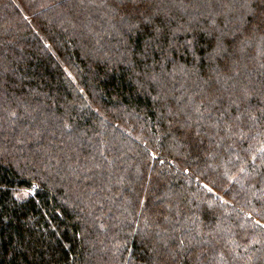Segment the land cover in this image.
Instances as JSON below:
<instances>
[{
  "label": "trees",
  "instance_id": "1",
  "mask_svg": "<svg viewBox=\"0 0 264 264\" xmlns=\"http://www.w3.org/2000/svg\"><path fill=\"white\" fill-rule=\"evenodd\" d=\"M263 224L264 0H0V264H264Z\"/></svg>",
  "mask_w": 264,
  "mask_h": 264
},
{
  "label": "rangeland",
  "instance_id": "2",
  "mask_svg": "<svg viewBox=\"0 0 264 264\" xmlns=\"http://www.w3.org/2000/svg\"><path fill=\"white\" fill-rule=\"evenodd\" d=\"M262 224V223H261ZM264 225V224H263Z\"/></svg>",
  "mask_w": 264,
  "mask_h": 264
}]
</instances>
